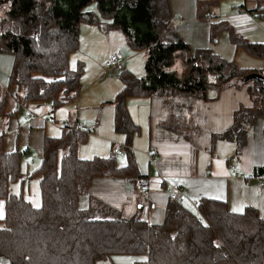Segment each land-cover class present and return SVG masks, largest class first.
Returning <instances> with one entry per match:
<instances>
[{
	"label": "trees",
	"instance_id": "1",
	"mask_svg": "<svg viewBox=\"0 0 264 264\" xmlns=\"http://www.w3.org/2000/svg\"><path fill=\"white\" fill-rule=\"evenodd\" d=\"M252 1L264 12V0ZM91 2L92 10L87 9ZM215 2L197 0L199 17ZM0 13V53L12 57L7 91L13 89L18 104L49 102L56 108L79 95L84 66L80 60L70 63L69 57L78 50L80 24L88 23L119 29L130 48L146 53L142 76L119 71L123 86L111 101L114 129L124 134L127 145L138 132L127 113L128 97L157 95L169 107L176 99L204 101L208 90H221L234 80L251 82L252 106L237 109L232 124L212 134V140L234 141L237 152L246 142V127L264 116L263 83L247 77L252 72L235 59L209 47L191 49L171 24L167 0H0ZM222 29L236 51L264 57L263 43L247 41L227 24H212L211 39ZM181 57L186 70L179 76L174 64ZM8 97L5 91L0 112ZM86 137L63 129L58 137L44 138L40 164L27 176H39V207L10 193L9 182L21 177L23 152L6 153L0 140L4 264H96L113 254L144 257L135 264H264V218L251 206L232 212L223 201L201 198L191 209L169 198L159 223L137 213L123 215L93 197L80 207L79 198L88 193L95 175L143 176L128 147L123 148V164L114 156L80 158L77 146ZM256 173L264 176V168Z\"/></svg>",
	"mask_w": 264,
	"mask_h": 264
},
{
	"label": "crops",
	"instance_id": "2",
	"mask_svg": "<svg viewBox=\"0 0 264 264\" xmlns=\"http://www.w3.org/2000/svg\"><path fill=\"white\" fill-rule=\"evenodd\" d=\"M196 1L167 0L171 24L191 49L209 47L221 57L231 53L223 50L227 46L223 32L227 30L222 29L212 40V24H227L247 41L264 44V18L256 17L259 14L264 17V13L254 1L242 0L241 3L240 0H229L227 9L224 7L218 13H209V7L203 17L197 14ZM231 6H234V10H231ZM77 51L79 57L71 55L69 62L84 60V70L80 76L83 88L71 103L56 108L49 102L18 104L13 89L7 91L12 57L0 53V100L5 91L9 94L0 112V140L6 153L15 150L23 152L21 177L9 182L10 193L21 194L33 207H39L24 192V186L32 177H27L29 173L22 169L23 161L27 167L29 159L35 166L33 171L40 164L44 138L60 136L64 129L62 124L66 121L72 125L82 122L91 130L86 134V142L89 136L92 138L99 132L107 135L103 138L105 148L94 156H114L115 160L117 156L125 158L124 154L118 155L112 151L115 143H119L133 152L139 173L143 176L95 175L88 193L79 198L80 207H86L89 197H93L120 210L123 215L137 213L149 222L159 223L163 220L169 200L165 184L172 182L183 184L185 197L181 196L179 201L189 208L196 209L191 202L211 198L225 202L232 212L254 207L264 218V183L260 182V176L256 173L258 168H264V116L256 117L246 127V142L239 152L234 141L212 140L213 133L224 131L232 124L233 113L237 109L252 106L248 92L251 82L237 81L218 91L210 89L208 98L200 102L188 98L176 99L169 107L157 95L128 97L125 102L127 113L138 126V132L132 135L127 145L124 134L114 129V110L108 108L104 112L102 109L123 86L120 72L110 76L114 69L105 70L103 64L111 53L117 52L125 57L124 69L142 76L144 72H137L142 63L144 67L145 51L130 48L117 28L106 30L88 23L79 26ZM174 67L177 70L175 64ZM90 102L95 105H90ZM103 119L109 122L112 130L101 124ZM174 119H179L180 123H174ZM80 147L81 144L77 146L78 156ZM151 155L155 158H151ZM230 165H234L248 181L234 175ZM142 179L148 181V195H144L139 188L138 183ZM12 183L17 186L12 187ZM4 215L5 201L0 198V227ZM0 264H4L1 257Z\"/></svg>",
	"mask_w": 264,
	"mask_h": 264
},
{
	"label": "rangeland",
	"instance_id": "3",
	"mask_svg": "<svg viewBox=\"0 0 264 264\" xmlns=\"http://www.w3.org/2000/svg\"><path fill=\"white\" fill-rule=\"evenodd\" d=\"M229 0H216V3L211 6L209 8V13H213V12H216L218 13V11L220 10V8H226L228 7L229 3H227ZM241 3H242V0H240ZM235 6V4H234ZM234 6H231V10H234ZM87 9H94V3L91 2L87 5ZM225 9H223L224 11ZM264 13V12H263ZM1 14V13H0ZM180 16V15H179ZM257 18H264L263 17V14H259V15H256ZM261 19V21H262ZM264 20V19H263ZM226 33H227V37H226ZM225 31L223 32L224 36H225V41H226V48H223V50H226V51H231L230 54H226V56H223L225 59L227 60H231V59H235L236 63L240 66V67H243L246 69V71H251V72H254V71H257V72H263L264 71V57H256V56H253L243 50H235V46L234 44L230 41L229 39V35H228V32ZM233 49V50H232ZM235 50V52H234ZM78 51H76L73 55L74 57L78 58L79 55H78ZM81 62H84V60H81ZM141 63V62H140ZM84 64V63H83ZM75 65V64H73ZM84 66V65H83ZM175 66L177 68V71H178V74L179 76H181L183 74V72L185 73V63H184V60L183 59H179L176 63H175ZM120 70H114V73H111L110 76H115V75H118V72ZM144 72V67H143V63L141 64V67H140V71L137 72L138 74L139 73H143ZM144 74V73H143ZM211 78V76H210ZM238 80H234V82H237ZM81 79H80V84H81ZM82 84H81V89H82ZM192 101H198L200 102L199 100L197 99H191ZM73 101V100H72ZM71 103V101H69ZM111 103V102H110ZM105 103L102 107L103 111L106 112L108 108L114 110V107L112 105V103ZM90 105L93 104V103H89ZM95 105V103L93 104ZM100 104H98L97 106L99 107ZM91 111V110H90ZM101 124H103V126H106L108 128L111 127V130H112V126H110L109 122L106 120V119H103ZM86 125V124H85ZM103 129V128H102ZM104 136H107L105 135V133L103 132H99L97 133L96 136L92 137L89 136V139L88 141L86 142V140L84 142H81V147H80V151H79V156H90L93 157L94 155H98L99 151L101 149H104L105 148V140H103ZM86 142V143H85ZM85 143V144H84ZM117 163L121 164L122 162H124V158L123 157H118L117 156V159H116ZM27 167H25V163L23 161V164H22V169L24 171H27L29 174L32 172V169L35 167L34 165H32V162H30V160L28 159L27 160ZM18 183V182H16ZM16 183H12V187L15 188V186H17ZM24 192L26 194V196L28 195L30 200L32 201V203H36L39 204V206L41 205V198H40V189H39V176H32L31 179H29V183H27L25 186H24ZM192 208V207H191ZM144 259L143 256H134V255H129V254H113L110 256V258L108 259H105V260H99L96 262V264H135L134 261H140Z\"/></svg>",
	"mask_w": 264,
	"mask_h": 264
},
{
	"label": "built area",
	"instance_id": "4",
	"mask_svg": "<svg viewBox=\"0 0 264 264\" xmlns=\"http://www.w3.org/2000/svg\"><path fill=\"white\" fill-rule=\"evenodd\" d=\"M124 62H125V57L123 55H121L117 52H113L109 55L107 61L103 65L105 67V70H110V69L122 70L124 68ZM62 127L64 129H67V130H71V129L78 130V131L86 133V134L91 133V130L88 129L87 126L82 122H79V124H77V125H72L66 121L62 124ZM123 148H124L123 145H121L119 143H117V144L115 143V145L112 148V151L115 154L123 155L124 154ZM151 158L154 159L155 156L151 155ZM230 169L234 175L242 176L246 181H248L247 178H245L243 175L238 173V170L236 169V167L234 165H231ZM258 178H259L261 183H264V176L258 177ZM138 184H139L140 190L142 191V193L144 195H148L150 193V188H149V184H148L147 180L142 179L139 181ZM165 189H166V192L168 193V197L170 199H179L181 196H184L183 184H175L172 182H168L165 184ZM191 204L197 208V202L196 201L191 202Z\"/></svg>",
	"mask_w": 264,
	"mask_h": 264
},
{
	"label": "water",
	"instance_id": "5",
	"mask_svg": "<svg viewBox=\"0 0 264 264\" xmlns=\"http://www.w3.org/2000/svg\"><path fill=\"white\" fill-rule=\"evenodd\" d=\"M69 60L71 61L72 58L69 57ZM247 77H249V78H254V79H256V80H259V81H261V82L263 83V85H264V71H263V72H252V73L248 74Z\"/></svg>",
	"mask_w": 264,
	"mask_h": 264
}]
</instances>
